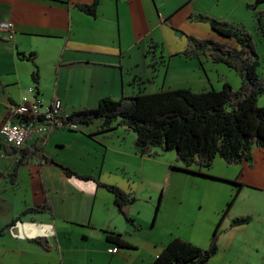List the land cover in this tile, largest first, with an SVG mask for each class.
<instances>
[{"label":"crops","instance_id":"1","mask_svg":"<svg viewBox=\"0 0 264 264\" xmlns=\"http://www.w3.org/2000/svg\"><path fill=\"white\" fill-rule=\"evenodd\" d=\"M94 2L0 0V23L14 24L13 40L9 39L8 33L0 31V127L10 114L8 105L19 103L32 88L45 106L59 99L68 115L96 108L105 98L118 100L124 97L126 60L133 78L128 85L133 90L132 96L141 92L154 94L161 90H221L226 83L235 90L240 89L241 78L227 66L212 67L208 60L194 62L180 56L186 45L185 37L180 48L183 50H170L167 56L162 54L167 66L155 64L154 68L150 67L146 51L151 43L149 38L161 30L177 34L176 38H179L177 31H183L184 35L220 41L209 24L190 19L197 14L243 26L252 23L254 30H257V18L247 9V3L252 0H98L96 16L78 8V5H92ZM151 41L154 42L153 38ZM222 43L237 47L232 41ZM31 54L36 56L39 85L32 78L35 66L28 60ZM78 66L89 69L83 79L73 75L74 68ZM176 67L184 68L188 79L196 75L199 83H186L185 78L180 76L178 83L182 88L165 89V82L172 68ZM212 69H216L215 76L209 75ZM96 73L97 76H94ZM161 74L164 75L162 88L158 87L157 92H146L145 87L157 83V77ZM259 105L264 107V95L259 99ZM101 123L98 121L91 126H79L77 130L54 129L47 135L35 134L30 137L24 148L44 139L43 154L47 160L31 159L19 167L16 187L9 182L12 178L9 176L17 166L18 157L13 147L0 136V173L3 174L0 177V229L27 207L44 205L47 198L53 207L51 214L30 213L7 230L4 236H0V264H152L166 246L178 238V234L160 238L155 233H144L143 224L131 210L132 218L140 226V230L135 231L125 223L116 206L115 196L98 184L117 186L130 194L131 198L137 195L134 178L124 180L120 162L113 161L115 166L112 168L107 166L111 161L110 153L127 154L123 144L117 146V142H125L129 133L123 127L103 133ZM116 146L119 150L112 148ZM135 156L142 162L152 159L137 153ZM52 161L90 179L66 175ZM175 162L174 169H177L181 165ZM217 164L221 166L222 163L218 161ZM232 168L238 171L234 178L209 169L208 172L202 169L200 173L203 175L177 170L187 174L194 186L204 182H196L198 178L212 181L225 179L237 183L234 185L237 189L234 204L245 189L264 194V148L253 151L251 163L243 162ZM128 173L125 170V175ZM131 181L135 191L130 185ZM10 194L18 197L19 203H9ZM219 202L225 208L227 200L220 199ZM7 205L14 209L13 213H7V210L3 212ZM258 212L243 211L236 215L229 214L228 218L223 219L218 253L211 259L212 264H264V220ZM247 216L253 221L232 226L234 219ZM256 219L260 224L256 223ZM213 225L214 220L209 223L210 229ZM76 233L83 239L81 245L75 243ZM106 233L124 235L134 248L126 250L118 247L117 254L109 253L116 246L107 240ZM135 237L138 238L137 242ZM38 238H45L49 248L35 244L33 240ZM190 241L203 249L210 245L209 239L201 242L195 238Z\"/></svg>","mask_w":264,"mask_h":264},{"label":"trees","instance_id":"2","mask_svg":"<svg viewBox=\"0 0 264 264\" xmlns=\"http://www.w3.org/2000/svg\"><path fill=\"white\" fill-rule=\"evenodd\" d=\"M261 5H264V0H252L247 4V9L254 12L258 22V36L264 41V11H257ZM98 6L99 2L95 0L92 5H78V8L88 15L96 16ZM190 19L209 24L219 36L234 41L237 47L209 38L185 35L186 45L180 56L225 64L241 78L240 89L235 90L226 83L221 90H161L154 94L141 92L124 96L119 100L105 98L96 108L71 113L66 124L91 126L101 121L103 133L123 127L126 132L135 134L134 148L138 155L158 158L173 151L176 162L181 165L177 169L187 173L203 175L200 171L211 168L217 158H221L228 166L251 163L253 151L264 148V107L259 105V99L264 95V56L258 53L254 36L245 26L201 14L192 15ZM160 47L151 41L146 51L150 67L154 68L155 64L167 66L162 55L157 57ZM28 60L35 66L32 78L39 85L40 75L35 65V54H31ZM44 145L45 140L41 139L28 148H13L18 157L17 166L9 176L12 177L9 182L13 186H17L19 167L31 159L47 160L43 154ZM52 164L66 175L90 179L54 161ZM0 177H3L2 173ZM98 184L115 196L116 206L125 222L139 231L140 226L131 216V206L136 198H131L130 194L117 186ZM235 201L236 194L228 202L209 248L203 249L181 238H174L152 264H212L211 259L218 253L220 225L229 215ZM52 212L53 207L48 198L42 206L27 207L11 223L0 229V236H4L7 230L30 213ZM251 220L249 216L236 218L232 226L246 225ZM106 238L116 247L126 250L134 248L124 235L106 233ZM33 242L49 248L45 238L34 239Z\"/></svg>","mask_w":264,"mask_h":264},{"label":"rangeland","instance_id":"3","mask_svg":"<svg viewBox=\"0 0 264 264\" xmlns=\"http://www.w3.org/2000/svg\"><path fill=\"white\" fill-rule=\"evenodd\" d=\"M263 9L264 5H261L260 10ZM252 12L253 11H251V13ZM246 25L245 28H247V30L250 31L251 34L254 36L255 42L257 44L258 53L261 56H264V41L258 36V29L254 30L252 23L249 25L248 23H246ZM176 35L167 30H161V32L156 31L153 34L152 38L154 43H156L157 45L159 44L161 46L157 50V57L161 56L162 54L167 56L170 50H178L182 48V42L184 41L185 37L184 32L179 31V38H176ZM152 38H149V42H151ZM217 38L222 42L229 41L228 39L219 35L217 36ZM232 43L236 45L234 41H232ZM202 59L206 62V59ZM127 61L128 60L125 61V96L129 97L132 96L133 90L129 88L128 85L129 81L131 80L132 82L133 78H131V75L127 69ZM189 61L198 62L197 59H189ZM208 62L212 67H216V65L226 66L225 64L214 63L210 60H208ZM183 69L184 68L180 67L172 68L170 77L167 78V81L165 82V89L182 88L183 86L179 85L178 83L180 76L185 78L184 80L186 83H199L197 81L198 79L196 78V75H193L190 78L191 80L186 78L185 70ZM87 70H89L87 69V67L78 66L74 68L73 75L77 76L79 79H83L87 75ZM231 72L234 75L236 74L235 71ZM209 75L215 76L216 69H212ZM94 76H97V73ZM156 82L157 83L147 85L145 87L147 88L146 92L159 91L157 88H162L164 82V75L161 74L159 78L157 77ZM48 84L50 85L51 81ZM134 138L135 134L129 133L125 142H117V146H119V144H123L125 148V153L127 154L124 156L118 154L116 151L110 153L109 155H111V161H109L107 166L109 168H112V166H115L114 162L118 161L121 163V171L122 175L124 176V180L128 179V177L134 178L133 180L136 184L137 195L135 197L136 201L133 205V209L131 210L133 211L135 218H138V220H140L143 224L146 231L144 233L150 232L149 235L155 233V235L160 238H169L172 234H178V238H181L188 242H191L190 240H194L195 238H199L201 242L209 239L208 244H210L214 232L217 229L220 218L223 215L224 209L226 208L228 202L232 199V196H234L237 192V189L233 184L235 182L230 183L231 181L225 179H223L222 181H212L208 179L199 180L200 178H194L196 182L204 181L199 182V186H194L190 182V178L187 174H184L178 171L177 169H174L176 165H173L175 161L172 160H176V155L173 151L165 153L162 157L152 158L151 160L148 159L142 162L135 156L136 151L134 148ZM117 146L112 148H114L115 150H119ZM218 161L222 163L220 164L221 166H217ZM224 163L225 162L221 158H217L213 166L209 168V170L217 174L224 172L226 176H231L232 178H234L238 171L234 170L235 168H232L234 166H224ZM223 166L225 168H223ZM125 170L129 172L127 175H125ZM204 170L205 172H208L207 169ZM140 172H142V175H140ZM122 175L120 177H123ZM201 183H203L204 185ZM130 185L135 191V185L132 181ZM8 199L10 200L9 203H19L20 201L18 197L14 198L12 194L8 195ZM220 199L227 200V202L225 203V208L222 207V203L219 202ZM10 207L11 206L7 205L4 208L3 212L7 210V213H13L14 209ZM243 211H250L253 213L259 211L258 214L262 216L264 220V194L254 192L250 189H245L241 197H239L238 202L233 205L229 214L236 215ZM230 215L226 216L225 218H228ZM213 220L215 225H213V227H211L210 229L209 223ZM257 222H259L260 224L259 219H256V223ZM152 226H154L153 229ZM221 227L222 226L220 225L219 232L221 230ZM75 237V243H80L81 245V243H83L82 237H80L78 233L75 234ZM137 239V237L134 238L135 242H137Z\"/></svg>","mask_w":264,"mask_h":264},{"label":"built area","instance_id":"4","mask_svg":"<svg viewBox=\"0 0 264 264\" xmlns=\"http://www.w3.org/2000/svg\"><path fill=\"white\" fill-rule=\"evenodd\" d=\"M0 31L8 33L9 39L14 38V24L11 22L0 23ZM34 88L29 90V95L21 99L19 103L8 105L10 114L0 127V136L6 144L16 149H23L33 135H47L54 129L77 130V125H67L69 117L63 110L59 99L47 106L37 97ZM118 247L109 250L111 254H117Z\"/></svg>","mask_w":264,"mask_h":264}]
</instances>
